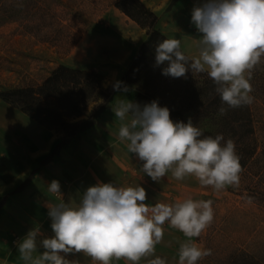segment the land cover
Segmentation results:
<instances>
[{
  "label": "clouds",
  "instance_id": "clouds-1",
  "mask_svg": "<svg viewBox=\"0 0 264 264\" xmlns=\"http://www.w3.org/2000/svg\"><path fill=\"white\" fill-rule=\"evenodd\" d=\"M191 23L198 33L199 55L188 57L181 40L165 39L155 48L156 65H166L162 74L173 78L206 73L213 81L222 105L219 114L253 102L251 80L264 58V0H205L192 10ZM122 82L113 85L120 91ZM127 91V87L123 88ZM121 122L118 139L143 162L140 170L160 182L169 172L176 180L194 177L202 187L219 192L240 186L243 171L232 139L223 134L206 136L189 118L173 121L170 110L157 101L141 106L120 99L112 107ZM48 191L61 194L58 180ZM144 187L117 186L97 182L82 192L76 203L61 200L48 207L51 237L42 238L39 229L30 230L16 242L23 264H78L70 255L83 253L97 264L125 260L139 264L155 255L164 239V225L181 232L178 264H197L212 254L192 239L199 237L214 220L212 200L192 197L172 203H146ZM38 247L44 249L38 255ZM3 264H7L4 261ZM148 264H166L156 256Z\"/></svg>",
  "mask_w": 264,
  "mask_h": 264
},
{
  "label": "rangeland",
  "instance_id": "rangeland-1",
  "mask_svg": "<svg viewBox=\"0 0 264 264\" xmlns=\"http://www.w3.org/2000/svg\"><path fill=\"white\" fill-rule=\"evenodd\" d=\"M144 1L159 14L161 30L180 39L181 49L197 57L202 34L191 23V16L194 6L205 0H179L171 7L172 0ZM115 2L0 0V90L38 85L60 64L95 69L105 76L106 85L117 82L145 32ZM253 107L257 112L259 104ZM42 132L37 122L0 99V183L4 179L6 188L30 174L35 155L27 150V140ZM121 144L125 149L115 148L119 162L125 157L133 173L142 174L143 162L127 150L126 142ZM178 182L180 189H172L178 197L213 201V223L198 237L202 248L211 249L212 254L198 264H227L241 250L264 264V204L245 197L249 191L241 175L238 188L229 186L219 192L202 187L194 177ZM33 210L29 198H7L0 211V257L21 239L20 222L32 220Z\"/></svg>",
  "mask_w": 264,
  "mask_h": 264
},
{
  "label": "trees",
  "instance_id": "trees-1",
  "mask_svg": "<svg viewBox=\"0 0 264 264\" xmlns=\"http://www.w3.org/2000/svg\"><path fill=\"white\" fill-rule=\"evenodd\" d=\"M178 1L172 0L169 7ZM115 6L146 31V38L117 81L122 82L120 91L113 89L116 82L106 85L105 76L95 69L65 64L54 68L38 85L0 90L2 101L59 133L60 141L42 164L52 161L74 138L96 127L116 95L129 93L135 87L133 102L143 106L157 101L170 110L173 121L186 123L190 118L204 135L223 134L225 140L232 139L243 169L240 175L247 181L244 188L249 194L245 197L264 204V58L253 72V102L220 115V107L227 106L222 105L206 73L189 72L186 77L173 78L162 74L166 65H156V46L170 39L159 27V14L143 0H116ZM255 102L259 104L257 112ZM33 174L14 192L25 188ZM4 203L5 199L0 202V210ZM241 251L231 255L227 264H262L249 252Z\"/></svg>",
  "mask_w": 264,
  "mask_h": 264
},
{
  "label": "crops",
  "instance_id": "crops-1",
  "mask_svg": "<svg viewBox=\"0 0 264 264\" xmlns=\"http://www.w3.org/2000/svg\"><path fill=\"white\" fill-rule=\"evenodd\" d=\"M142 30L145 32L143 41L146 38V31ZM167 36L171 39L169 35ZM142 41L140 42L141 44ZM139 47L140 44L137 46L135 52H137ZM184 52L191 56L187 51L184 50ZM132 90L134 92L129 94ZM129 93L116 95L109 105L108 111L99 119L96 127L87 133H83L80 137L74 138L68 146L62 148L59 155H55L52 161L46 164H42V160L51 153L55 145L60 141L59 133L40 125L43 132L36 138L29 137V140H27V150L33 157L35 155V159L30 163L32 165L30 174L17 179L8 188L5 187L4 179L1 181L2 184L0 183V199L3 197L1 201L5 199L6 203L7 198L11 196H17L21 199L29 198L30 204L34 209L33 213L35 216L31 217L32 220L20 222L21 239L32 229H39L42 233L41 236H38V240L53 236L54 233L50 226L51 219L48 216V207L54 203H59L61 200H65L66 202L71 200L73 203H76L82 192L97 182H113L115 185L122 187H136L140 185L146 190V203L150 206H153L157 202L172 203L178 199H182L176 193H173L172 189H180V184L178 180L172 177L170 172L161 178L160 182H155L144 173L134 174V168L127 165L125 157L120 158L121 161L119 162V158L115 156L119 154V152H115V148L119 147L122 149L124 144L119 143L118 130L121 122L115 117L112 107H115L120 99L133 101L134 94L136 93L135 87H131ZM111 119H113V122H111V126H108L107 123ZM114 137H116L117 141L114 140ZM119 164L120 168L118 167L119 169H117V165ZM33 172L31 182L22 190L14 192ZM53 180L59 181L62 195L53 194L48 191V185ZM192 239L202 248V243L199 242L198 237ZM187 241L188 238L178 230L170 228L166 223L164 225V239L156 246L155 255L151 257L154 259L156 256H159L165 259L166 264H178L179 246L181 243ZM5 252L0 257V264H3L4 261H7V264H23L16 245H11L9 250ZM38 254L39 252L34 255ZM151 257L143 258L139 264H148ZM68 258L77 261L78 264H97V262L92 261L90 257H87L83 253L70 255ZM113 264H129V262L120 260L114 261Z\"/></svg>",
  "mask_w": 264,
  "mask_h": 264
}]
</instances>
